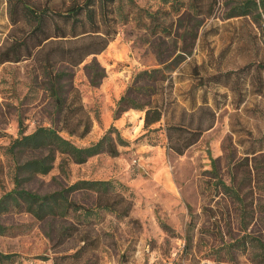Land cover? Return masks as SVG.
Here are the masks:
<instances>
[{"label":"rangeland","instance_id":"374dc122","mask_svg":"<svg viewBox=\"0 0 264 264\" xmlns=\"http://www.w3.org/2000/svg\"><path fill=\"white\" fill-rule=\"evenodd\" d=\"M28 1L64 10L83 0ZM239 1L197 0L204 13L211 5V14L198 16L195 39L177 41L173 51L185 60L171 82L163 83L165 117L152 125H161L158 129L142 137L143 111L129 109L113 119V110L138 71L158 66L154 22L145 11L155 13L158 22L173 23L172 34H181L196 23L188 22L191 0H116L107 5L113 13L101 31L115 33L106 48L76 67H56L72 74L69 82L91 117L87 135L69 138L88 146L113 124L128 145L118 146L117 156L100 153L81 164L67 161L64 168L57 154L47 174H36L22 186L42 195L78 179L111 180L130 202L128 212L117 216L98 209L84 217L70 211L65 218L46 220L24 211L3 214L0 223L12 228L0 235V251L17 253L15 264H264V14L228 17ZM9 9L8 0H0V45L28 29L21 21L11 24ZM92 57L105 70L97 86L90 85L86 68ZM44 81L35 59L0 64V197L14 187L15 158L8 146L20 125L26 134L51 125L52 99ZM200 120L212 126L183 154L167 147L166 122L197 125ZM147 142L152 148L143 147ZM217 179L235 187L241 201ZM69 198L87 207L95 194L75 192ZM106 199L124 209L117 197ZM64 227L68 233L61 236Z\"/></svg>","mask_w":264,"mask_h":264},{"label":"trees","instance_id":"16d2710c","mask_svg":"<svg viewBox=\"0 0 264 264\" xmlns=\"http://www.w3.org/2000/svg\"><path fill=\"white\" fill-rule=\"evenodd\" d=\"M115 1L83 0L81 3H72L64 10H53L38 8L28 0H8L11 24L16 26L21 21L28 26V29L21 37L13 36L0 45V64L35 59L45 76V91L52 99L54 116L51 125L37 126L27 134L20 125L19 135L9 144L8 151L15 158L14 187L0 197V215L24 211L38 220H46L65 218L70 211H78L84 217L95 214L98 209H107L117 216L127 214L130 202L115 191V185L111 180L78 179L67 187L42 195L22 186L24 181L36 174H47L52 169L57 154L62 156L61 167L64 168L67 161L81 164L100 153L117 156L118 146L128 145V140L113 124L96 142L88 146H78L69 138L71 136L82 138L87 135L91 128V117L82 103L78 90L69 82L72 74L56 67L58 63L76 67L89 55L100 53L106 48L115 30L101 31V24L106 23L109 14L113 13L107 5H112ZM162 1L167 3L171 0ZM208 7L209 11L204 13L206 11H203L197 0H191L189 10L192 15L188 22L196 23L188 24V29L184 28L181 34L176 31L172 34L173 23L158 22L155 13L145 11V15L154 22L151 32L157 42L155 54L158 66L138 71L131 84L116 101L113 110V119L119 118L129 109L144 112L142 133L139 137L161 126L152 127L165 117L168 101L163 83L171 82L172 73L185 60L181 53H174L173 50L180 38L181 41L190 36L196 38L195 28L201 21L197 18L201 14H204V17L209 16L212 10H210L211 5ZM254 11L259 17L261 13L264 14V0H240L232 6L228 17L247 16ZM175 33L178 40L173 38ZM85 39L89 41H84ZM168 41H171L172 45H169ZM185 50L183 48L184 52ZM189 53L190 51L187 52ZM86 68L90 85H99L105 76L104 68L99 65L95 57H92ZM198 78L199 82L207 80ZM202 112L208 114L205 110ZM211 124V122L205 124L202 120L197 125L166 122L164 129L167 147L179 155L183 154L198 141L205 130L212 126ZM29 152H37L38 155L19 161L18 156L20 158ZM216 181L228 194L241 201L235 187L225 185L220 179ZM83 191L89 197L95 194V198L87 207L78 205L69 198V194ZM110 195L117 197V202L124 203L123 210L117 209L107 201L106 197ZM11 228L0 223V235L11 233ZM67 233L65 227L62 228L61 236ZM17 259V253L0 251V264H15Z\"/></svg>","mask_w":264,"mask_h":264},{"label":"crops","instance_id":"0c3cea01","mask_svg":"<svg viewBox=\"0 0 264 264\" xmlns=\"http://www.w3.org/2000/svg\"><path fill=\"white\" fill-rule=\"evenodd\" d=\"M139 120H141V119H139ZM142 145H144L143 147H145V149H150V148H152V146H151V145H148V144H142Z\"/></svg>","mask_w":264,"mask_h":264}]
</instances>
